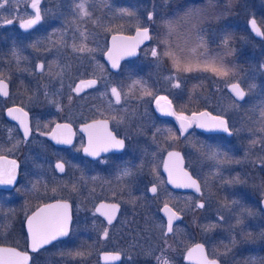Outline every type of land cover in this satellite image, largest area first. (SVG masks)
Listing matches in <instances>:
<instances>
[{"label": "flooded vegetation", "instance_id": "af4514ba", "mask_svg": "<svg viewBox=\"0 0 264 264\" xmlns=\"http://www.w3.org/2000/svg\"><path fill=\"white\" fill-rule=\"evenodd\" d=\"M127 1H123V9H128L130 12L126 5ZM30 2L31 0L27 2L30 15L18 21L14 30L5 31L7 36H3L5 40L0 44V53L6 55L7 61L12 62V67L16 69L12 81L9 82L6 78L0 77V80L8 85L9 93L8 96L0 95V99H8L12 90L15 95H18L15 101H7L4 106L0 105V144L11 147L0 151V157L14 160L17 165V178L14 185L10 188H0V245L15 247L20 251L29 253L28 264H34L35 258L42 252L51 249L56 243L66 240L71 233L76 215L74 199L69 196L71 189L73 195L76 196L77 194V198L82 199V204L85 206L84 210L80 212V218L93 219L92 224L86 223L85 231L95 236L93 245H95L96 264L145 263L143 256L149 250L153 252L156 247L164 251L174 264L177 262H179L178 264H196L187 259V254L198 243L204 246L207 258L216 260L218 264H259V250L261 248L260 245H257L260 242L258 234L259 214H255L253 211L246 213L249 217L246 224H242L241 220L244 219L243 216H246L243 214V210H249L247 209L249 206L254 208L257 203V208L260 207L264 215L262 204L264 195L259 197V180L244 179V174H242L244 170L246 171L244 165L236 164L229 169H223L224 165L219 171L229 174L235 171L238 178L243 177L236 182L239 198L236 205L238 204L240 209L237 213L226 217L228 221L230 218L239 221L240 225L235 231H239V233L237 235L229 233L231 236L222 235L224 252L220 256H212L208 246L211 229L205 233L204 228L210 220H214L216 214L205 212L207 203L205 199H202V192L205 187L203 188L201 175L196 173L199 172L197 170L205 173L212 167L213 160L207 154L211 149L216 150V152L219 151L224 160H227V154H229L227 144L219 143L220 140H217L232 136L233 123L231 121L233 118L228 113H215L212 110L211 102L200 100L198 92L195 95V92L188 88L189 81H198L200 84L196 91L203 87L204 95L207 94V77L195 78L194 70L170 71L162 63V60L169 56L157 52L158 56L155 57V60L160 61L161 70L181 78L182 86L178 94L171 96V99L168 97L172 102V111H175L177 115L183 113L189 117L193 113L207 111L213 116L223 115L229 123V132L204 131L193 123L188 131L181 135L179 131L180 122L176 116L162 113L156 106L153 93L159 83L151 75L150 70L148 68H124L130 62H134L151 42V36L154 35L153 28L149 26L137 27L148 29L149 40L137 47L135 56L121 59L117 70L108 66L104 53L108 49L109 38L116 33L131 35L137 28L133 31L126 29L123 32H112L108 35L106 48L102 55L98 56V62L102 66L101 70L99 69L100 72L91 74L93 70L87 68L81 73L80 78L73 80L74 88L81 79H95L97 84L93 88L86 89L80 94L65 91L58 102H55L53 106H48L44 95L46 80L38 77L42 72L37 69V65L44 63L41 58H38L39 60L34 61V63L32 62L33 59H36V51H38L36 50L38 37L34 36V33L40 32L41 35L55 40L59 37L61 29L64 30L66 27L62 21L56 19L50 21L41 31H37L43 21L42 19L32 29H21L20 22L34 15L29 6ZM42 5L43 0L39 5L40 11ZM96 15L93 16L97 17ZM128 16L130 15L124 14L122 20L121 16H115V20L126 22L125 19ZM263 39L264 35L259 40ZM157 50H159L158 47H156ZM57 55L60 54L45 53L46 59L49 60L58 58ZM30 67L33 68L35 75L29 72ZM186 74H192V78H187ZM104 76H108L107 79H104ZM116 76H119L120 79H110ZM105 81H111V83L105 84ZM133 81H140L141 83L133 86ZM108 86L116 87L121 92V98L125 95L130 100L116 104ZM226 86L225 90L227 91ZM147 92H151L152 95H147ZM105 93L106 95H102ZM228 94L234 99L229 92ZM20 96L27 97L29 101H22L23 97ZM234 100L233 102H237V104L244 101ZM110 102L111 107L109 106ZM16 107H22L28 113L27 122L31 132L27 139L24 137V130L20 122L16 119H9L7 116L8 109ZM104 120L108 121V131L112 132L118 139H123L125 146L123 149H110L107 152H101L98 157L90 156L83 150L88 146V132L84 131V126L92 124L94 121ZM252 120L259 122L257 118H252ZM56 124H69L71 126V144L57 143L56 140L52 139L51 133ZM196 150L198 152H196L195 158L193 153ZM169 152L180 154L182 158L180 167L182 166L185 172L198 180L201 189L199 194L190 190L175 189L170 185L168 182L169 171L165 168L166 161L169 162L170 167L172 166L168 157ZM239 153L242 154L240 148L236 150V154ZM240 157L241 162L242 155ZM57 161L65 163L64 172L55 168ZM196 162L198 166H196ZM214 162L217 163V160ZM126 168L131 170V175H122ZM179 177L181 176L178 171H174L172 178ZM228 182L230 181H225L223 187L224 196L219 185L213 188L215 196L227 198L230 193L226 187ZM153 184L158 188L156 194L150 191ZM73 188H75L76 193H74ZM161 194H164L167 199H160ZM172 195L187 198L184 212L169 201V196ZM56 200L69 203L71 211L69 233L66 237L33 251L26 230V220L40 206ZM195 200L197 201L194 204ZM256 201L257 203H255ZM200 202L204 204L203 208L197 207ZM101 203L119 206L111 224L108 223L107 217L102 214L107 209L97 212ZM165 204L179 216V219L173 222V232L167 236L164 235L166 229L162 226L156 230L159 221L166 226L167 214L163 211ZM126 209H130L132 213L126 214L128 212ZM125 214L128 216L126 219L124 218ZM147 227L151 229H147ZM105 229L108 231L107 238L103 237ZM244 229L248 241H244ZM202 230L204 231L203 234H201ZM226 230L228 232L233 231L231 228ZM176 232H178V236H175ZM78 236L80 243L86 248L89 241L85 240L86 235L84 237L80 233ZM229 249L230 251H228ZM105 254H119V259L103 258L102 256Z\"/></svg>", "mask_w": 264, "mask_h": 264}, {"label": "rangeland", "instance_id": "374dc122", "mask_svg": "<svg viewBox=\"0 0 264 264\" xmlns=\"http://www.w3.org/2000/svg\"><path fill=\"white\" fill-rule=\"evenodd\" d=\"M96 1L99 5L95 8L99 11L97 12V17H94L92 10H90L87 5V11L90 15L82 16L79 13L76 5L80 3V0H43V5L41 7L43 21L37 31H41L50 21L56 19L62 21L64 27H66L64 30L61 29L59 37L55 40L41 35L40 32L34 33V36L38 37V41L36 42V46H38L36 50L38 51H36V59H33L32 62L34 63V61L39 60L38 58H41L45 65L44 71L39 74L38 77L46 80L44 95L48 106H53L55 102H58L65 91H67V93L73 92V80L75 78H80L81 73L87 68L93 70L91 74L100 72L102 66L98 62V56L102 55V52L105 50L106 40L110 33L123 32L126 29L133 31L137 27L144 26L153 28L155 32L159 19H161V21L164 19L168 21L167 23H172V31H169V33L174 35V38L171 40V44L173 45L169 51L172 52L177 49V41L182 38H187V36L189 37L191 33L189 32L191 30L189 22L191 21L193 24L198 25L199 23L197 27L199 38L192 44H189V48H186L188 44L183 42L180 43L181 49L186 50V52H184L185 54L182 53V55L186 56V59L192 60L193 55L196 56V60L199 57V59H201L200 61H205L210 58L222 59L228 53L231 55L230 58L233 59L231 61L233 69H231L226 76L217 75L210 69L205 70L204 65H199L200 62L196 63L197 61H195L191 64L195 78L207 77L208 79V93L204 95V88L201 87L199 91H194L195 95H197L196 92H198L200 100L211 102L212 110L215 111V113H228V115L233 118V121H231L233 123L232 136L229 138L222 137L217 140H220L219 143L227 144V148L229 149L227 160H224L223 155L219 151L216 152V150L211 149L207 153L210 157L213 152L219 153L216 158H211L213 160L212 167L205 173L200 170L197 171L201 173H196L201 175L203 179V188L205 187L202 192V199H205L207 203L205 212L216 214L214 220H210L204 228L206 230L205 233H208L207 230L211 229V232H209L210 236L208 237L210 253L212 256H220L224 252L222 235L231 236L229 233L233 235L239 233V231H235L240 223L235 221V218H230L229 221L226 220V217L230 214L233 215L237 213L240 209L239 205H236V203L239 202L237 195L238 185L236 182L243 179V177L245 180H259V197L264 195V120L261 119V112L264 111V67H262L264 66V39H255L247 27V20L250 17H254L262 32H264V0H132L135 7L130 8L132 15L125 19L126 22L115 20V16H121V20L124 19V13L120 11L123 9L121 5L124 0ZM0 2H3V0H0ZM27 2L28 0H9L8 4L0 8V44L5 40L3 36H7L5 31L14 30L18 21L30 15ZM149 12L153 14L151 20L148 19ZM172 19H175L174 21L185 22L177 25L175 22H172ZM5 20H12L13 23L5 24ZM166 26L169 29L170 25ZM81 32L87 33V40L85 43L87 47L93 49V51L80 53L73 50V44L79 46L82 42L80 36ZM184 34L186 35L185 37H183ZM151 37V42L136 60L130 62L124 68H148L151 75H153L155 80L159 83L156 87V91L153 93V99L155 100L156 96H167L171 99V96H176L181 89V78H178L173 73L161 70L162 66H160V61L155 60V57L152 55V50L156 49V47L159 49L157 52H162V48H160V39L158 40L159 33L157 34L156 31L155 35ZM190 39L193 40L192 37H190ZM225 39H227V43H225ZM206 43L211 45L207 47V51L203 52L202 47L206 45ZM201 45V51H198L196 47ZM214 45L218 46V48H212ZM66 49L67 52H65ZM187 51L190 52V56ZM46 52L60 55H57L58 58L49 60L45 57ZM12 64V62L9 63L7 61L6 55L0 53V77L6 78L9 82L12 81L16 70L12 67ZM61 69H63L62 74L57 75V73L61 72ZM169 70L173 71L171 69ZM29 72L35 75L32 67L29 68ZM107 77L108 76H104V79H107ZM166 77L174 78L172 81H169ZM116 78L120 79L119 76L110 79ZM177 81L180 83V87L172 88L171 84ZM229 82H239L245 90L246 97L242 103L237 104V102H233L235 100L225 90V86ZM107 83L110 84L111 81H105V84ZM250 85H255V87L250 88ZM108 88L110 91L112 86H108ZM20 97H23L22 101H29L27 97ZM17 98L18 95H15L12 90L8 99H0V105L4 106L7 101L13 102ZM129 100L130 98L125 95L121 98L122 102ZM252 118L259 119V122H255ZM9 148L11 147L0 144V151ZM239 148L242 149V154L239 153L237 155L236 150H239ZM196 152L198 151L196 150L195 153H193L195 158L197 155ZM240 155H242L241 162L239 160L241 159ZM214 160H217V163H215ZM236 164L244 165L246 168V171L244 170L242 173L244 176L241 178L235 175V171L232 174L228 172H219L224 165L225 167H223V169H229ZM196 166H198L197 162ZM219 181L220 183L218 184ZM225 181H230L226 185L230 193L227 198H219L215 196L213 188L219 185L222 195L224 196L223 193H225V191L223 187L225 186ZM73 189L74 193H76L75 188ZM69 196L71 198L73 197L75 202L74 208L76 209V215L69 237L64 241L56 243L51 249L42 252L35 258L34 264L95 263V245H93L95 236L85 231L87 227L86 223L92 224L93 219L85 220L80 218V212L85 208L82 204L83 200H79L77 194L76 196L73 195L71 189L69 191ZM160 199L166 200L167 197L161 194ZM169 201L174 203L175 207L180 211L184 212L187 198L179 195H172L171 197L169 196ZM196 201L197 200L194 201V204ZM255 203H257V201ZM252 207L253 206H249L247 208L249 210H243V214L246 215V213H252V211L255 214H259L260 227L258 234L260 242L257 245H260L261 248L259 250L258 262L259 264H264V215L262 209H260V207L259 209L257 208L258 203L255 204L254 208ZM126 211H128L126 214L132 213L130 209H126ZM126 214L124 215L125 219L128 217ZM246 216H243L244 219L241 220L242 224L248 223L249 217L248 215ZM157 225L156 230L163 224L159 221ZM229 228L234 232H228L226 229ZM147 229L151 228L147 227ZM203 232L202 230L201 234H203ZM80 233L84 235V237L86 235L85 240H89L86 248L80 243L78 236ZM243 235L244 241H248L249 239L246 238L245 229ZM175 236H178V232L175 233ZM180 244H183V242H180ZM157 257L166 259L168 264H171V262L174 264V262L165 255L164 251L157 247L154 248L153 252L149 250V252L143 256L145 263L141 264H158ZM178 263L179 262L175 264Z\"/></svg>", "mask_w": 264, "mask_h": 264}, {"label": "snow or ice", "instance_id": "6c2138e0", "mask_svg": "<svg viewBox=\"0 0 264 264\" xmlns=\"http://www.w3.org/2000/svg\"><path fill=\"white\" fill-rule=\"evenodd\" d=\"M9 3V0H3L0 2V8H3L6 4ZM40 0H32L31 7L35 10L34 15L26 20L20 22V28L24 30L32 29L34 26L38 25L43 17L39 8ZM76 8L79 10V13L82 16L90 15L87 11L86 0H80V3L76 5ZM122 13L127 15H132L128 9H121ZM153 14L148 13V19L151 20ZM5 24H12V20H5ZM251 26L253 31L258 35H264V32H261L257 28L256 20L253 18L251 21ZM169 31H172L171 25L169 26ZM81 44L77 46L73 44V50L76 52L84 53L91 52L93 49L88 48L85 41L87 40V33L81 32ZM149 39L148 29L147 28H138L136 36L133 38L123 37L113 35L112 37V47L108 50V58L112 61V67L116 68L119 66V58L121 55H133L135 47L140 43H143L144 40ZM227 43V39H225ZM35 47V45H33ZM169 48L171 46L169 45ZM152 55L154 57L158 56L156 49L152 50ZM165 55H174L171 51L165 53ZM175 66L179 68L180 60L177 57ZM50 67V66H49ZM264 67V66H262ZM45 68L44 64L37 65V69L40 72H43ZM205 70L210 69L212 72L220 76H226L229 73L222 60L217 61V58L206 59L204 63ZM185 71H191L192 68L190 65H186L184 68ZM63 69L57 75H61ZM174 77H166L167 80L172 81ZM141 83L140 81H133V86ZM97 84L95 79L84 80L81 79L78 84L72 89L73 93L80 94L86 89L93 88ZM172 88H179L180 83L177 81L171 84ZM231 92L234 94V97L237 100H243L246 93L240 87V83H234L231 86ZM255 85H250V88H254ZM111 95L115 98V103L119 104L121 102V92L116 87L111 88ZM147 95H152L151 92H147ZM0 95L8 96V85L0 80ZM47 95V93H46ZM102 95H106L102 94ZM71 99V97H70ZM164 102L163 104L161 102ZM155 102L158 110L165 114H170L176 116V119L180 122L179 131L181 135L188 131L193 123L197 124L198 127L204 129H221L225 132H229V123L228 120L223 115L213 116L211 113L204 111L200 113H193L191 117L185 116L183 113L177 115L175 111L171 110L172 102L168 99L167 96H156ZM111 107V102L109 104ZM231 107V106H230ZM8 115L12 116L13 119H16L20 122L21 127L24 130L25 139L30 135L31 129L27 122L28 113L24 111L22 107L9 108ZM122 119V118H121ZM261 119L264 120V111L261 112ZM84 131L88 132V146L83 150L90 156L98 157L101 152H107L110 149H123L125 146V141L123 139H118L112 132L108 131V121H94L92 124L84 126ZM71 126L69 124H56V127L52 130L51 136L52 139L56 140L57 143L71 144ZM255 143V142H253ZM219 153L213 152L210 158H216ZM169 160L171 161V167L169 162H165V168L168 169L170 178L173 175L174 171H178V174L184 179V183L180 186L194 188L197 192H200V185L198 182L193 179L187 172H184L180 167L182 164V158L178 152H169ZM6 159V158H4ZM9 167H0V184L11 185L16 180V161L11 160L7 161ZM55 168L60 172H64L65 163L63 161H57ZM132 172L130 169H124L122 172L123 176H129ZM151 193L156 194L158 188L155 184L150 188ZM118 205H106L101 204L97 208V212H101L102 209H107L102 214L105 215L108 219V223L111 224L112 220L115 218V212L118 209ZM198 208H203L204 204H197ZM163 211L167 214V223L166 226L162 225L166 230L164 235L167 236L169 233L173 232V221L179 219V216L176 212L172 211L167 204L164 205ZM222 219V218H221ZM71 220L69 213V205L67 203L57 202L55 204L45 205L44 208L40 209L32 216L28 217V234L30 239V247L33 251L37 250L44 244H48L50 241L55 240L58 236H65L68 234V225ZM239 222V221H238ZM108 231L105 229L103 237L107 238ZM230 251V249L228 250ZM192 252H197L200 254L201 264H218L216 260H209L204 256V246L197 245L195 249L189 252L188 258H192ZM79 255V254H78ZM111 257L112 259H119V254H105V258ZM29 259L27 252H20L15 248H5L0 247V264H27ZM158 264H168L166 259L162 257H157Z\"/></svg>", "mask_w": 264, "mask_h": 264}, {"label": "trees", "instance_id": "16d2710c", "mask_svg": "<svg viewBox=\"0 0 264 264\" xmlns=\"http://www.w3.org/2000/svg\"><path fill=\"white\" fill-rule=\"evenodd\" d=\"M123 4L121 6H124ZM86 5L89 7L90 10H92L93 15L97 14V12L99 11V10H97L95 8L96 6L99 5L96 0H86ZM126 5H127V7L129 9L132 8V7H135L133 2H132V0H128L126 2ZM174 20L175 19H172V22H175L177 25H180V24L185 22V21L184 22H180V21H174ZM167 22L168 21H166L164 19L162 21H161V19H159V21L157 22V28L155 29V32L157 31V34L159 33L158 40L160 39V43H161L160 48H162L161 51L164 54L169 52V49H170L169 45L170 46L173 45V44H171V40H173V38H174V35L169 33V29L166 26V25H171L172 26V23H167ZM198 25H199V23H198ZM198 25L197 24H193V22H191V21L189 22V26H190V29H191L189 31V32H191L189 34V37L187 36V38H182L181 40L176 42V43H178L177 44V49L172 51V53H174V55H168L169 57H167L166 59L162 60V63L165 65V67H167L168 69H171V70H173L175 72H181V71H184V68H185L186 65H190L191 66V64H193L195 61H197L196 63L200 62L199 65H204L205 61H200L201 59H199V57L196 60V56H194V55L192 57V60L186 59V56L182 55V53L185 54L184 52H186V50L185 49H181V47H180V43L183 42V43L188 44L186 46V48H189V44H192L193 42L196 41V39L199 38V34L197 33ZM155 32H154V35H155ZM185 36L186 35L184 34L183 37H185ZM190 37H192L193 40H191ZM210 45L211 44L206 43V45H204L203 47L201 45V46L196 47V49L198 51H201V47H202V50L204 52V51H207V47L210 46ZM212 48L217 49L218 46L214 45ZM187 52H188V55L190 56V52L189 51H187ZM177 57L180 60L179 68H177L175 66ZM230 57H231V55L228 53L227 55L224 56V58L217 59V60H219V61L222 60L223 65L227 69L231 70V69H233V65L231 63V61L233 59H231ZM219 61H218V64H219ZM186 76H187V78H192L191 74H186ZM199 84L200 83L198 81H189L187 85H188V88L191 91H195L198 88Z\"/></svg>", "mask_w": 264, "mask_h": 264}, {"label": "water", "instance_id": "95a60500", "mask_svg": "<svg viewBox=\"0 0 264 264\" xmlns=\"http://www.w3.org/2000/svg\"><path fill=\"white\" fill-rule=\"evenodd\" d=\"M40 3H41V0H40ZM31 4H32V0H31V2H30V4H29V6H30V8L33 10V12L35 13V10L31 7ZM40 5V4H39ZM29 19V18H28ZM253 19V17H250L248 20H247V27H248V29L250 30V32L252 33V35L255 37V38H258V39H261V38H263V35H258L255 31H253V29H252V26H251V23H250V21ZM255 19V18H254ZM256 25H257V28H259L260 30H261V28L259 27V25H258V23H257V21H256ZM138 29V28H137ZM137 29H135L134 30V32L131 34V35H126V34H120V33H116V34H112L111 36H110V38H109V46H108V49H107V51L104 53V58H105V60H106V62H107V64H108V66L111 68V69H113V70H117L118 69V67H116V68H113L112 67V61L111 60H109V58H108V50H109V48H111L112 47V37H113V35H117V36H123V37H129V38H133V37H135L136 36V33H137ZM261 32H262V30H261ZM149 34V33H148ZM149 39H147V40H144L143 41V43H145V42H147ZM143 43H140L138 46H140L141 44H143ZM138 46H136L135 47V51H134V54L133 55H121L120 56V58H119V63H120V60L121 59H123V58H125V57H131V56H135L136 54H137V47ZM86 80H88V79H86ZM79 83V82H78ZM77 83V84H78ZM234 83H237V82H230L227 86H226V88H227V91L234 97V94L231 92V85L232 84H234ZM240 87L242 88V86L240 85ZM243 89V88H242ZM244 90V89H243ZM246 96V95H245ZM234 99H236L235 97H234ZM244 99H245V97H244ZM243 99V100H244ZM237 100V99H236ZM243 100H238V101H243ZM162 104L164 103L163 101L161 102ZM198 114V113H197ZM7 116H8V118L9 119H13V117L12 116H9L8 115V111H7ZM198 128H200V127H198ZM200 129H202V130H204V131H212V132H216V131H223V130H221V129H204V128H200ZM4 158H6V157H0V167H9L10 165H8L7 164V161H11L10 159H8V158H6V159H4ZM181 168L183 169V167L181 166ZM183 171H184V169H183ZM185 172V171H184ZM169 177V176H168ZM16 178H17V165H16ZM193 178V177H192ZM193 179H195V178H193ZM197 182H198V180L197 179H195ZM16 181V180H15ZM15 181L13 182V184H11V185H6V184H0V188H10V187H12L13 185H14V183H15ZM168 182L170 183V185L173 187V188H175V189H179V190H190V191H194L196 194H199L200 192H197L194 188H190V187H183V186H180V185H182L185 181H184V179L182 178V177H179V178H170L169 177V180H168ZM198 184H199V182H198ZM200 185V184H199ZM201 191V190H200ZM57 202H60V203H67L68 205H69V203L68 202H65V201H59V200H56V201H52V202H50V203H47V204H44V205H42V206H40L37 210H35L30 216H32L34 213H36L37 211H39L40 209H42V208H44V206L45 205H49V204H55V203H57ZM201 203V202H200ZM199 203V204H200ZM101 204H103V203H101ZM100 204V205H101ZM262 204H263V206H264V199L262 200ZM169 207V206H168ZM170 208V207H169ZM69 213H70V216H71V211H70V206H69ZM29 216V217H30ZM28 219V218H27ZM70 222H71V220H70ZM70 222H69V225H68V233H69V226H70ZM174 222V221H173ZM26 230H27V234H28V223H27V220H26ZM68 235V234H67ZM67 235H65V236H58L55 240H52V241H50L48 244H50V243H52V242H54V241H56V240H58V239H61V238H64V237H66ZM28 237H29V234H28ZM29 242H30V239H29ZM31 243V242H30ZM48 244H44V245H42V246H46V245H48ZM199 245H202V244H200V243H198ZM198 244H196V245H194V247H192L191 249H190V251H192L193 249H195L196 248V246L198 245ZM41 246V247H42ZM0 247H5V248H15V247H11V246H5V245H0ZM15 249H17V248H15ZM18 251H20L19 249H17ZM189 251V252H190ZM20 252H24V251H20ZM189 254V253H188ZM188 254H187V259H189L188 258ZM28 256H29V253H28ZM204 256H206V253H205V250H204ZM103 258L105 257V255H103L102 256ZM207 257V256H206ZM190 261H194L196 264H201V259H200V254L199 253H197V252H192V258L191 259H189ZM213 260V259H212ZM29 263V259H28V262H27V264Z\"/></svg>", "mask_w": 264, "mask_h": 264}]
</instances>
